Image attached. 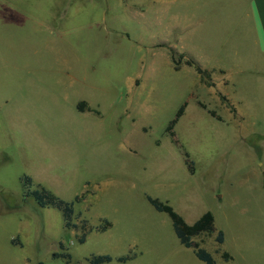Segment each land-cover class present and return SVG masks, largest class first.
<instances>
[{"label":"rangeland","instance_id":"obj_1","mask_svg":"<svg viewBox=\"0 0 264 264\" xmlns=\"http://www.w3.org/2000/svg\"><path fill=\"white\" fill-rule=\"evenodd\" d=\"M254 29L251 0H0V264H207L150 198L189 224L211 212L193 241L217 264H264ZM26 175L74 201L76 227Z\"/></svg>","mask_w":264,"mask_h":264},{"label":"trees","instance_id":"obj_2","mask_svg":"<svg viewBox=\"0 0 264 264\" xmlns=\"http://www.w3.org/2000/svg\"><path fill=\"white\" fill-rule=\"evenodd\" d=\"M173 62L176 65V68H179L180 62H175V58L173 56ZM185 65H189L195 68L196 72L200 76V80L203 82H207V79L209 78V71L207 68H204L198 61H196L192 57H187L186 60L183 62ZM222 99H226L225 97H222ZM85 103L82 102L79 106L81 110H85L84 108ZM185 106V105H184ZM184 106L180 108V110L177 113V118L171 123L169 129L171 130L174 123L177 121L178 117H180L184 112ZM205 107V106H204ZM88 110H92L90 107H87ZM210 114L214 117L216 116L215 111L209 110ZM24 186L26 187V196L33 197V199L36 201V203L41 207H55L60 210H62L65 221H66V227L72 228L76 227V224L72 222V218L74 215V201L68 202L60 197H58L56 194H54L51 190L44 186H38L34 189H31V186L33 185V180L31 176H24L23 178ZM33 188V187H32ZM79 199V197H76V201ZM150 201L152 204L156 207V209L166 212L170 215V217L173 220L174 229L176 231V234L180 241L187 247H194L196 248V254L197 256L204 260L207 264H217L214 257L210 252L205 250L204 248H200L198 243H195L193 241L194 237L203 233H213L215 231V220L214 216L211 212L204 213L199 219H197L194 223L189 224L187 223L184 218L179 215L174 208L166 204L158 199L150 198ZM108 226V224H107ZM85 228V227H84ZM106 229V225L102 228ZM85 233L86 229L83 230V234L80 236L79 240L83 242L85 240ZM216 239L219 243L224 242V232L222 230L218 231V234L216 236ZM15 243V240H13ZM228 255L227 253L225 254ZM70 257V255H68ZM129 256H122L119 258L121 261H125L129 259ZM112 260V257L109 254H101V255H93L90 258V262L92 264H102L105 262H109Z\"/></svg>","mask_w":264,"mask_h":264},{"label":"crops","instance_id":"obj_3","mask_svg":"<svg viewBox=\"0 0 264 264\" xmlns=\"http://www.w3.org/2000/svg\"><path fill=\"white\" fill-rule=\"evenodd\" d=\"M251 11L256 43L260 52L264 54V0H251Z\"/></svg>","mask_w":264,"mask_h":264}]
</instances>
